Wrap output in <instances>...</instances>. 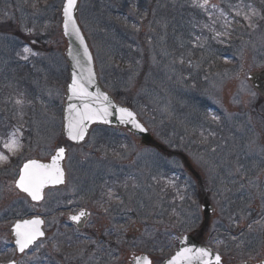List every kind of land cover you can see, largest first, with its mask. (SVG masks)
<instances>
[{"label":"rangeland","instance_id":"1","mask_svg":"<svg viewBox=\"0 0 264 264\" xmlns=\"http://www.w3.org/2000/svg\"><path fill=\"white\" fill-rule=\"evenodd\" d=\"M63 3L64 0H0V111L12 112L17 121L15 129L13 125L0 124V153L7 157L0 160L3 173H0V207L8 215L14 200L18 210V202L24 199L14 188L18 169L13 179L3 166H9L11 159L20 155H23L21 163L32 158L47 159L61 146L58 95L68 79L62 56L65 40L59 21ZM200 4L204 0H82L79 19L98 58L100 74H105L103 82L108 88L112 84L111 90L122 102H132L163 144L188 156L204 178V189L185 172L181 159L160 155L153 149L140 150L138 138L124 132H95L86 146L69 148L67 189L63 191L66 194L53 193L43 206L31 207L32 210L46 212L56 200L64 201L68 195L76 194L75 205L91 212L96 209L92 223L111 228L116 239L122 235L128 253L144 247H139V241L135 243L130 234L145 225L138 212H144L146 207L143 216L150 215L156 207L171 205L176 209L173 214L174 221L179 220L175 224L176 240L183 232L199 228L205 190L217 208L209 233L260 219L242 239L230 238L222 252L225 259L236 262L264 259V103L255 108L260 99L247 79L250 72L264 67V0H207L204 7H199ZM186 5H191L190 14H184ZM118 12L127 15L131 28H135L133 32L128 30L126 21L124 26L117 24L119 19L113 22L111 16ZM222 19L233 23L232 34L237 38L233 52L239 64L231 65L234 70L221 74L203 65L216 51L212 43L220 41L224 32L230 33L221 26ZM199 31L211 39H207V45L202 37L193 42L197 48L201 42L202 48L189 53L190 62L185 67L182 53H186L184 48L189 52L192 35ZM26 46L36 55L25 53ZM170 47L178 53L168 59ZM205 52L210 54L207 59L203 58ZM15 54L27 56L24 59L30 64L24 85L22 76L12 81L19 69L12 57ZM113 58L124 61L127 74L109 71L111 67H120ZM202 69L210 77V82L205 80L203 92ZM6 77H10V84ZM200 106L207 107L213 115L214 123H208L206 129L196 126L201 117ZM218 125L224 129L219 131ZM11 139L18 142L12 152L3 146ZM107 165L108 169L102 168ZM117 182L119 187L115 186ZM160 183L167 193L160 194L157 190ZM109 185L114 190L100 199V205L95 204L94 196L102 187L110 188ZM104 203L107 206L100 209ZM123 220L125 224L121 226ZM11 226L12 222L0 221V241L5 246L12 244ZM47 229L50 239L45 243L55 246V224ZM117 243L119 247L120 240ZM223 244L224 233L216 243L218 251H222ZM90 246L94 248L90 250V258L78 260L98 264L97 250L103 252L104 246ZM75 249L73 246L72 251ZM116 250L109 251L116 253ZM42 258L39 252L32 253L26 262ZM74 262L69 258L66 263ZM55 264H61L59 258Z\"/></svg>","mask_w":264,"mask_h":264},{"label":"snow or ice","instance_id":"2","mask_svg":"<svg viewBox=\"0 0 264 264\" xmlns=\"http://www.w3.org/2000/svg\"><path fill=\"white\" fill-rule=\"evenodd\" d=\"M206 3L207 0H204V4ZM204 4H200L199 7H204ZM76 5L77 0H65L63 5V27L66 35L70 33L75 34L80 40L81 45H83V37L80 36V31L74 16ZM245 19H248V17L246 16ZM24 52L36 55L27 46L24 48ZM69 55H71V52H69ZM83 55L90 64L92 58L86 45H84ZM24 58L27 59V56ZM77 64H79V60H77ZM87 73L86 77L83 75L78 77L76 73H73L72 82L68 86L72 97L82 102L79 108L76 105L70 104L67 109L66 133L68 138L73 141H79L84 138L87 130L86 122L102 120L104 123H108V117L112 115L109 109L115 107L106 94L99 91L94 94L88 91L86 84L93 83L95 74L91 67L87 69ZM17 103H20V101H17ZM93 103L99 106L93 107ZM117 112L119 113V120L122 124H131L133 128L138 129L140 132L147 131L137 121L136 114L128 108L119 107L117 108ZM17 143V140L11 139L3 146L12 152L15 151ZM64 155L65 149L60 147L56 150V154L52 156L51 163L44 164L36 160H29L24 164L16 186L27 193L34 201L43 199V189L46 186L64 183V170L60 166V161L64 158ZM6 159L7 157L0 153V160ZM85 215L87 213L81 211L78 215L70 218L74 221H79L80 217ZM40 224H42L41 220L33 219L25 220L15 225L16 244L19 251L23 252L38 236L43 235L39 229ZM183 241L186 242L187 238H183ZM11 264H14V262H11ZM135 264H152V262L147 256H143L135 257ZM165 264H222V257L219 252L213 253L208 247L186 246L177 251Z\"/></svg>","mask_w":264,"mask_h":264},{"label":"flooded vegetation","instance_id":"3","mask_svg":"<svg viewBox=\"0 0 264 264\" xmlns=\"http://www.w3.org/2000/svg\"><path fill=\"white\" fill-rule=\"evenodd\" d=\"M0 173H2V171ZM7 173H10V171L8 170ZM63 191L64 190L61 189L55 192L61 195L66 194V192ZM46 200L47 198H45L43 203H45ZM76 203L77 200L73 198V195H68L64 201L56 200L49 205L48 211L50 214L47 212L43 214L41 210L38 211V215L44 219L46 231H48L47 226L50 227L52 222L55 224V233H53V244L55 246L47 244L46 249L43 250L45 251V257L42 264H55L58 258L61 264H63V262L66 263L69 258H76L75 262L72 264H83L84 262L79 261L77 257L82 254L84 257L79 258H90L92 252H82L92 244H95L97 248L103 244L104 251L99 253L97 250V257L102 259V264H135V257L143 256H147L152 264H163L171 258L172 254L175 252L176 244L178 246V241L177 243L175 242L176 223L173 219V214L176 209L172 206L167 205L153 208L148 216H143L147 207L144 209V212H138L139 217L144 221L145 225L132 230L130 236L134 237L133 241L135 243L139 241V247H144L138 248L140 250L139 252L129 251L126 253L124 245L126 240L122 235H119V238L116 239L111 228H104L101 224H93L92 221L96 215V209H92L91 212L80 204L75 205ZM85 210L87 211V215H85L80 222L74 223L70 217L78 215L81 211ZM120 210H122L121 207ZM156 210H159V212ZM9 220L10 217L7 218L6 222L9 223ZM13 224L14 222H12V225ZM124 224L125 222L123 220L121 226H124ZM10 229L12 230V228ZM198 230L199 229L190 230L187 234L193 233V235L197 236ZM48 236L49 233L47 232L46 237ZM55 236L56 238H54ZM220 238L221 230L218 229L215 233H206L200 241L206 245H212L213 242H219ZM49 239L50 237H48L45 242ZM118 240H120L119 247L117 243ZM141 242H145L146 244H141ZM73 246L76 247L74 251H72ZM110 248L111 250L117 249L116 253H110ZM233 263L232 259L224 258V264Z\"/></svg>","mask_w":264,"mask_h":264},{"label":"water","instance_id":"4","mask_svg":"<svg viewBox=\"0 0 264 264\" xmlns=\"http://www.w3.org/2000/svg\"><path fill=\"white\" fill-rule=\"evenodd\" d=\"M79 3H80V0H77V5H76L75 12H74V16H75L76 24H77V26L79 28V31H80V36L83 37V41H84L83 45H81L80 40L76 37L75 34H71V33L67 34V35L65 34L64 27H63V19L64 18H63V11H62V21H61L62 28H61V31L64 34L65 39L68 42V51L66 53V59L68 61L69 67H70V81H69V84L72 82L73 73H76L78 77L81 76V75L86 77L87 74H88L87 73V69L89 67H91V69H92V71H93V73L95 75H94L93 83L86 84V87H87L88 91L91 92V93H94V94L96 92H98V91L101 92V93L106 94L109 97V99L112 101L113 105H115V107H112V108L109 109V111L112 113V115H110L108 117V121H109L108 123H104L102 120H95V121H92V122H86L87 123V130L85 132L84 138L82 140H79V141H73V140L68 138L67 133H66V124H67L66 117L68 116L67 109H68V106L70 104L76 105L79 108V107H81L82 102L79 99H76V98L72 97V95L69 92L68 87H67L66 94H65L64 111H63V121H64L63 136L68 141L72 142L73 144L81 145V144L85 143L88 140L89 134H90V132H91L93 127H95V126L96 127H98V126H100V127H108V128L121 130V131H126V132H128L129 134H131L133 136L141 137V140L139 142V146L140 147H153V148H156V149H158L160 151H166V148L162 144H160L153 137V135L150 133V131L147 128V126L144 124V122L140 119V117L132 109L126 107L130 111H132V112H134L136 114L137 121L139 123H141L147 131L140 132L138 129L133 128L131 124H122L120 122L119 113L117 112V108L125 107V106L120 105L115 100V98L108 91H106L103 88V86L101 85V83L99 81L98 72H97V69H96V65L94 63V58H93L92 52H91L90 47H89L88 37L82 31V29H81V27L79 25V22H78ZM84 45L87 46L88 52L90 53L91 58H92L90 64L88 63L87 58L83 55V53H84ZM69 52H71V55H69ZM77 60H79V64H77ZM249 80H250L252 86L264 97V70L256 71V72L250 74L249 75ZM98 106L99 105L93 103V107H98ZM65 155H66V150H65ZM65 155H64V157H65ZM182 157H183L184 163L188 167V171L190 173H192V175L195 176L199 180L200 186H201V188H203V182H202V178L200 177V175L190 165V163L188 162L187 158L185 156H182ZM38 162L44 163V164H48V163H51V160L49 162H42V161H38ZM63 163H64V158L60 161V166L62 168H63ZM59 185H61V184L48 185L43 190H45L48 187H57ZM20 191L23 192L22 190H20ZM23 193H25V192H23ZM25 194H27V193H25ZM204 195H206L205 192H204ZM35 202H37V201H35ZM203 209H204V215H205V218H206V226L202 230V233H203V231L205 229H207V227L209 225V217H210V215L213 212V205L209 202L208 198H205V204L203 205ZM18 223H20V222H18ZM39 229H40V225H39ZM14 232H15V227H14ZM39 237L40 236H38L36 238V240ZM15 238L17 239L16 235H15ZM183 238H187V241L184 242ZM183 238L180 241V248L178 249V251L181 248L186 247V246H188V247H192V246L201 247V245L197 244L192 237L188 236V237H183ZM16 246H17V244H16ZM17 248H18V246H17ZM19 252H21V251H19ZM262 264H264V263H262Z\"/></svg>","mask_w":264,"mask_h":264},{"label":"trees","instance_id":"5","mask_svg":"<svg viewBox=\"0 0 264 264\" xmlns=\"http://www.w3.org/2000/svg\"><path fill=\"white\" fill-rule=\"evenodd\" d=\"M184 11H185L184 14H190V12L193 11L192 8H191V5H186V7L184 8ZM232 13H233L232 10H230L229 16L232 17ZM240 14H241V11H240ZM191 18H192V16H191ZM117 19L118 18H115L114 21L117 20ZM124 21H126V19L124 20L122 17H119V21L117 22V24L120 25V26H124ZM222 21L223 22H222L221 26H223L224 29H228L230 31V33H225L224 32L223 35H222V39L220 41L217 40L218 42L217 43H212V45L216 49H220L221 50L220 53L217 55V57L219 59V63H220L221 69L222 70H227V68H231V65L235 66V64L237 63L236 57H235L236 53L233 52V49H235V42H236L237 38H235L234 34H232L233 28H232V26H230V25L233 24L232 21L231 20L227 21L226 19H224V20L222 19ZM126 22H127V25H128V30L133 32L135 30V28L132 29L131 25L128 23V21H126ZM241 28H242V25H239V29H241ZM200 37H202V39H203V41H204V43L206 45H207V39L208 38L211 39L208 35H201V33L199 31L198 34L196 33V35H194V34L192 35V39L190 41L191 44L193 45L194 44L193 42H199L200 41ZM227 39H229V40H227ZM200 47H202L201 46V42H200ZM240 49H241V46L238 47L239 54H241L240 53ZM174 53H178V52L174 50ZM176 56H178V55H176ZM120 59L121 58H118L117 60H120ZM227 62H228V64H227ZM211 70H214L213 66L211 67ZM261 104H262V101L258 102L257 103V107H255V108L258 109L259 107H261ZM126 105H128L129 107L134 108V106L132 105L131 101L126 103ZM202 114H204V113L202 112L201 115ZM141 116L144 118L143 114H141ZM196 126L198 128H200L201 124L198 123V125L196 124ZM237 231H238L237 236H241L242 235L241 237L243 238L244 234L246 233L245 232V228H242V229L238 228Z\"/></svg>","mask_w":264,"mask_h":264}]
</instances>
